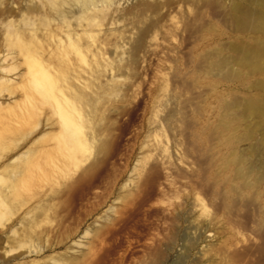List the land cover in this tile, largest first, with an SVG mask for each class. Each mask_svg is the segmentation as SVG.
Segmentation results:
<instances>
[{
    "label": "rangeland",
    "instance_id": "rangeland-1",
    "mask_svg": "<svg viewBox=\"0 0 264 264\" xmlns=\"http://www.w3.org/2000/svg\"><path fill=\"white\" fill-rule=\"evenodd\" d=\"M67 2L0 0L2 264H264L249 1L110 0L90 27Z\"/></svg>",
    "mask_w": 264,
    "mask_h": 264
},
{
    "label": "bare ground",
    "instance_id": "bare-ground-1",
    "mask_svg": "<svg viewBox=\"0 0 264 264\" xmlns=\"http://www.w3.org/2000/svg\"><path fill=\"white\" fill-rule=\"evenodd\" d=\"M69 1H70L69 3L67 2L71 6L69 8H54L55 11L57 12V15H60V17H63L62 20L64 22H66V21H68L69 13L74 12L75 9H76L74 7V5H77V7H78L77 9H80V13H79L78 17L79 18L88 17V20H89L88 25H87L88 27H90L89 26L90 24L91 25L93 24L92 22H93V19L95 18V13L97 11H102V10L106 11V10H108L109 9V3H110V0H69ZM247 1H249V4H250L249 6L246 5V6H248L247 9H245L246 6L242 5V4L241 5L244 6L243 8L240 7L241 5H238L235 8L239 13L242 14V18H244V23H243L244 24V30H248V31H251V32H255L257 34L264 35V0H247ZM100 2H102V5H98V3H100ZM42 3H44V1H42ZM236 4H238V3H236ZM41 7H42V5H39V4H34L32 6H28L27 7L28 15L25 17V22H26L25 25L33 23L32 22V18L34 17V15H33L34 13L33 12H34V10L41 11ZM13 10L14 9H12L10 7H7L2 12L7 13L8 15H10V14L13 13ZM51 15L52 14L49 13L48 16H50V17H46L44 19V21H45L44 24L52 22V20L54 18H52ZM70 22H71V20H70ZM235 23H237V26H238V23H240V22H237L235 20ZM241 24H239V25L241 26ZM7 31H8L9 34L15 35V36H17L19 38L18 42L15 43L14 41H12V42H10L8 44L9 49L11 48V46H17V48L19 49V51L21 53H28L29 50H30L29 47H28L29 44L21 39V36H23L22 32L19 31V30H15V28L14 29H9L8 28ZM144 33H145V31H144ZM255 37L257 38V36H255ZM69 38H72V35L69 34ZM242 42H244V41H242ZM246 43H248V42H246ZM231 44H232V42H231ZM238 45L241 46L240 43ZM238 45H234V46H238ZM253 45L254 46H250V47L247 46V47L238 48V52L237 53H239V54L237 56L238 59H236V60H238V62L240 64H242L244 66H247L248 69L250 70L249 71L250 73H253V74H256V75H260L262 77V79H260L261 81L258 80L259 82L256 85V88L258 90L264 91V42L261 43V44H258V45H256V43H253ZM225 59L226 58L221 59V60H223L222 62H224L226 64L225 66H227V64H229V63H226L224 61ZM221 60H220V63L222 65ZM226 61H227V59H226ZM233 72L234 71H232V74H233ZM42 73L46 74V72H42ZM229 77H231V76H229ZM256 81H255V83H256ZM6 82H7L6 80H2V84H5ZM53 87H54V85H53ZM56 92L57 93L55 94V100L57 101V103L60 106H64V104H67L69 107H71L72 112L73 111H77L79 113V115H80L79 108L76 106L75 101H73L72 99H70L68 97V94L65 91V89H63V88L56 89ZM250 100H252V99H250ZM256 100L258 101L259 98H256ZM248 106H249V110L251 111V114L255 115V117L258 120V122L255 125H259L258 127H260L262 129L263 135H264V99L258 101V103H255V101H250ZM248 114H249V112H248ZM67 119L68 118H66V117L64 118V120H67ZM72 119H69V121H72L76 131L78 132L80 130V124L76 120V118L74 120H72ZM78 138L81 139L79 137V134H78ZM263 140H264V138H263ZM226 161H227V159H226ZM172 163H175V162L172 161ZM224 168H226L225 165H224ZM249 169L252 170L251 168H249ZM0 179H1V177H0ZM0 204H2L1 200H0ZM1 219H2V211H0V220ZM19 246H22V245H19ZM8 251L11 252L13 250H8ZM17 258H18L17 256H14L11 259L8 258L6 260H3V262L4 263L12 262V261L16 260ZM0 264H2L1 261H0Z\"/></svg>",
    "mask_w": 264,
    "mask_h": 264
}]
</instances>
